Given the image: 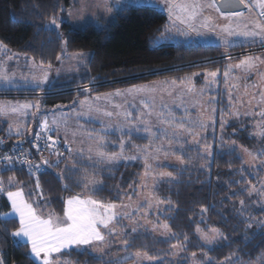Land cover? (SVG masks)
Returning a JSON list of instances; mask_svg holds the SVG:
<instances>
[{
  "label": "trees",
  "instance_id": "obj_1",
  "mask_svg": "<svg viewBox=\"0 0 264 264\" xmlns=\"http://www.w3.org/2000/svg\"><path fill=\"white\" fill-rule=\"evenodd\" d=\"M69 4L70 0H0V41L10 48L26 52L45 64L56 63L59 60L57 57H64L68 53H87V65L82 68L80 82L71 80L63 86L45 88L49 92L46 95V104L50 108L58 105L69 108L74 101L88 93H103L116 87L157 79H178L197 71L204 74L225 67L227 63L222 58L223 54H227L226 49L219 45L184 40L174 43L159 42L164 26L168 24V15L160 8L150 5L126 6L122 12L116 13L113 22L103 27L89 24L76 28L65 23L62 31L46 29V23L53 17L56 18ZM64 40L68 42L66 46ZM241 48L242 46H237L232 51ZM246 48L244 46L242 49ZM207 59L211 60L205 61ZM240 121L228 125L224 136L237 140L253 151L264 147V139L254 136V117H244ZM241 125L243 128L236 130ZM2 128L5 131L4 125ZM213 135L209 139H213L214 147L205 167H170L177 177L166 180L157 187L159 198L170 204L163 219L168 222L176 236L156 237L147 232L133 237L130 234L127 237L131 247L125 251L124 247L112 246L106 249L109 253L107 259H115L116 254L125 256L120 255L124 250L128 256L126 264H132L136 261L133 253L139 250L154 257L143 264H190L188 258L192 253L206 254L212 258L211 264H225L229 262L227 260L232 254L237 257L236 261H260L264 255V228H257L256 223H252L251 228L247 227L249 221L246 217L251 215L257 217V220L261 219L264 211L261 206L255 207L254 202L260 198V201H264V198L259 194L249 196L246 191H242L248 187L246 181L249 180L257 188L260 187L257 179L260 165L252 168L244 165L241 172L246 156L242 159L238 146L229 147L224 143V138ZM13 137L21 138L15 135ZM109 137L114 140L120 138L118 134H109ZM123 137L128 136L123 134ZM136 137L139 135L132 134L131 140ZM112 146L115 145L107 144V150H117ZM59 159L58 165L48 167L44 172H33L30 175L28 170L15 167L4 171L2 177L7 182L8 177L15 176L17 181L22 182L19 186L24 187L26 198L30 202L33 199L39 200L36 205L39 211H54L60 216L63 215L66 199L70 196L88 195L107 203H119L128 196L127 193L124 197L120 195L133 182L130 167L123 162L114 168H105L100 163L72 155L70 151L62 153ZM49 160L55 161L57 157L54 155ZM73 161L75 169L71 166ZM136 174L137 169H134L133 175ZM37 175L43 199L35 191L31 197L27 195L35 189ZM259 176L264 178V171H259ZM85 177L101 181L97 186L98 190L85 188ZM12 189L15 188L9 190ZM241 199L245 201L246 210L243 215L239 212ZM204 208H207L206 212L203 211ZM9 210L10 203L5 193H2L0 212ZM198 225L205 231L212 227L218 228L226 239L221 238L211 246L205 245L196 232ZM9 227H18V221L12 222ZM184 235L188 237L187 242L184 241ZM177 239L185 243L186 247L178 261H174L170 254ZM113 242L116 243L114 239ZM28 250L29 246L14 245L11 237L0 238V256L5 264H34L33 259L26 254ZM62 258L71 260L73 264H100L93 255L88 252L80 254L75 248L65 251Z\"/></svg>",
  "mask_w": 264,
  "mask_h": 264
},
{
  "label": "snow or ice",
  "instance_id": "obj_2",
  "mask_svg": "<svg viewBox=\"0 0 264 264\" xmlns=\"http://www.w3.org/2000/svg\"><path fill=\"white\" fill-rule=\"evenodd\" d=\"M153 6L162 7L167 10L169 24L164 26V33L167 34L170 30L174 29L176 32L181 33L184 36H189L192 33L196 35H201L205 31L209 33H214L221 37L225 44H231L232 39L245 40L253 43L259 38L262 45H264V0H157L155 4L152 0H104L102 5H97L101 16H108L115 19V14L122 12L123 8L126 6ZM245 6L247 11L251 13L254 9H258L256 18L251 16H245L243 12L238 11L241 6ZM83 19V17H81ZM219 19H223L226 23H217ZM233 21L237 23L233 24ZM85 24L80 25V27H85ZM52 25H57L56 18L53 17L49 25L46 26L50 28ZM181 25L183 27H181ZM59 35L62 36V33ZM64 45H67V40L63 41ZM8 51L7 46L0 41V52ZM77 58L83 57L84 53L75 54ZM33 63L30 65L31 72L28 76H22V80L26 86H34L40 88L44 91L45 85H50L49 82V71L51 65L45 66L43 61L36 63L34 58ZM60 59V57H57ZM258 64H264V59L258 56H246L239 63L233 65L229 64L226 70L223 72L225 78V83L227 84L230 79V73L236 69L241 70L243 73L248 74L253 71H259ZM219 70L209 71L206 73V88L197 89L195 84L192 83V77L199 75V73H193L192 76L185 77L181 80V89L179 99L183 103V98L185 95L190 93H199L203 96L206 90L211 88V85L217 83V76ZM239 79V78H237ZM0 82L5 85L16 84L15 74L9 75L6 70H0ZM176 81H160L153 82L151 85H133L127 89H117L113 93H107L103 97L97 96L95 100L99 101L101 99H110L111 97H121L124 98L126 104L129 107H137L135 104H130L127 97L131 96L133 100L139 97V105L143 108L139 112V117H134L131 111L124 109L120 112H108L100 107H93L92 104L88 103L87 100L81 101L80 103L86 105L88 108V113L93 111L102 113L104 116L112 117L116 116L118 119L123 117V120L117 125V130L121 133H125L128 136V140L125 141L123 136L119 141V152H107L105 147L108 143H115L107 141L103 135L97 134L95 137L90 136L95 143L90 145L87 149L90 154L87 158L92 160L95 158L96 161L101 163L114 164L121 159L133 160L136 156H126L124 154L125 144L129 143L138 152L144 154L145 159V176L147 177L150 173L148 171L151 165L147 163L149 159H159L161 153L165 157L169 155V152L164 151L165 142L169 148L172 147L174 141L179 144V149L183 151L184 145L180 144L181 137H191V142L201 150L204 155L211 156L212 145L206 143V133L209 127L212 128L213 133L215 132V108L209 107L206 109L207 112L212 113L204 118L203 101H196L202 111L196 120H191L185 122L183 118L178 122L177 118L173 115L167 104L163 102V95H161V106L165 111H157L155 108L156 95L157 93H166L169 97H175L176 94ZM235 88H239L240 85H233ZM90 91V90H89ZM245 94H247V86H245ZM229 100H232L231 95H229ZM253 100H256L255 96H250L248 103L251 104ZM175 103V99L172 101ZM213 98L209 97L207 103L211 105ZM241 103L243 101L241 100ZM257 103L261 106L260 116L264 117V92L259 94V100ZM116 108H123V105L117 104ZM35 109L36 111L32 113L35 117L36 112L41 109V104L39 100L20 103L17 102L14 105H8L5 103H0V115H8L9 113L19 114L20 116H25L28 110ZM85 113V114H88ZM247 114V113H245ZM63 114H61L62 116ZM233 116H238L240 113L234 111ZM155 116L158 121L159 127L152 123V117ZM65 121L61 117L55 115L51 118V125L49 124V118L47 116L43 117L40 122V127L43 132H56L59 133L61 124ZM189 123L191 126H189ZM226 120L223 116L220 119V129L223 133L225 128ZM153 128H157V131H153ZM197 128L199 131H197ZM243 125H241V129ZM257 131L254 136H259L264 139V124L257 125ZM145 132L149 134V144L147 145H136L132 143L131 137L135 132ZM9 135L15 134L17 136L23 137L25 132L21 130V125H9L8 129ZM235 134V130H234ZM75 136L76 133L73 132ZM197 137H200L197 139ZM41 139L40 134H36L34 140L37 142L36 147L39 148V141ZM66 139V137H65ZM222 139V137H221ZM153 140H159L160 143L153 146ZM49 142H51L49 144ZM4 140L0 138V144H3ZM20 145L23 141L18 142ZM45 146L49 147L53 154L57 157V160L50 161L49 159L42 158L40 164L33 163L28 158V153L22 150V147H16L15 151L21 153L23 157L20 156H5L0 158L2 161H6L7 165L10 166L14 159H20L22 165L26 164L29 168V174L40 172L41 164L46 165L49 168L58 165L60 162V157L62 153L56 147V140L52 139V136H46ZM231 145H236L235 141H231ZM241 150V158L247 157L243 160L240 171L243 172L244 165L249 168L254 167L256 164L260 165L257 170V179L259 180L260 187L257 188L256 184L246 181L248 187L242 189L246 191L249 196L253 194H259L264 198V178L259 176V171H264V147L259 148L257 151L245 148L243 145H239ZM235 148H233V151ZM84 149H78L77 152L83 155ZM175 155V153H171ZM181 163H184V156L180 155L176 157ZM73 169H75V162H72ZM62 175V174H61ZM159 176L171 177L173 174L171 172H160L157 173ZM244 178L243 175L241 177ZM22 182L17 181L15 176H10L5 182L4 178L0 176V193H5L7 201L10 202V211L0 212V238L7 239L12 238L14 245L19 247H29L28 252L34 264H73L71 260L63 259V253L67 250L75 248L80 254L88 252L93 255L100 264H126L128 256H119L116 254L115 259H107L109 253L106 249L112 247L113 239L115 236H127L128 233L123 231V229H118L117 225L122 219H131L134 213L128 212L126 209L132 207L129 204H117L114 202L105 203L104 201L93 199L91 196L86 198H81L79 194L75 196H70L66 200V206L64 208L63 215L60 216L54 211H48L46 215L42 214L38 210L36 205L39 204L38 199H33L29 202L26 198L25 189L19 186ZM84 187H91L92 191L98 190L97 186L102 182L97 179L89 180L87 177L84 178ZM67 187V185H65ZM10 188H15V191L9 190ZM33 191L36 195L43 199V191L40 186L39 176H36V186L35 189L29 191L28 197H31ZM131 201V197H128ZM163 201L159 200L154 192L149 193L143 197V204L147 206L148 209L159 206ZM241 209L240 214L243 215L245 209V201L241 199L239 201ZM141 210V204L137 203L135 205V212ZM261 210L264 211V204L261 206ZM203 211H207L204 208ZM249 221L247 227L251 228L252 223L258 224L260 227L264 228V219L257 220L256 218L249 215L246 217ZM18 221V227L10 229L9 225ZM139 223V221H137ZM163 228L165 234L175 237L176 234L171 232L170 226L167 222L162 225H153V228ZM131 232H137L136 227L131 228ZM196 232L199 234V239L205 245H214L219 239H226L224 233L220 229L212 227L208 231H205L199 225L196 228ZM184 241H188L187 235H184ZM121 245L124 247L125 251L128 247H131L129 239L125 238L120 240ZM186 247L185 243H181L177 239V244L172 245L173 254L177 251H182ZM193 264H211L212 258L206 257V261H196V253H192ZM135 259L137 264H143L145 260H153L154 257L150 256L146 251H136ZM228 259V258H226ZM0 264H5L2 256H0ZM262 264H264V259H262Z\"/></svg>",
  "mask_w": 264,
  "mask_h": 264
},
{
  "label": "rangeland",
  "instance_id": "obj_3",
  "mask_svg": "<svg viewBox=\"0 0 264 264\" xmlns=\"http://www.w3.org/2000/svg\"><path fill=\"white\" fill-rule=\"evenodd\" d=\"M104 0H70V4L65 6L59 15L56 17L57 27L56 25H52L50 28H55L59 31H62L63 25L65 23L76 27V28H83L80 25L85 24H94L98 27H103L114 20L108 16H101L100 11L98 10L97 5H102ZM127 3V0H125ZM157 0H152V3L155 4ZM162 2V0H161ZM180 2V0H178ZM158 7V6H157ZM163 10L167 15V10L162 7H158ZM244 15L251 16L256 18L258 9H254L251 13L247 10L243 12ZM83 17V19H81ZM116 18V14H115ZM48 21L46 26L49 25ZM169 24V20H167ZM217 23L224 24L226 23L223 19H219ZM237 23V21H233V24ZM181 27H183L181 25ZM179 40L184 41H196L203 44H214L223 47L225 50L226 55H222V58L227 61L225 67L222 66L219 69V73L217 76V83L211 85L209 90H206L203 96H200L199 93H190L184 96L183 103L179 99L180 96V89H181V80L185 77L192 76L193 73L183 76L182 78L173 79L176 81V94L175 97H169L166 93H157L156 95V103L155 108L157 111H165V109L161 106V95H163V102L167 104L168 108L171 109L173 115L177 118L178 122L181 118L185 122H189L191 120H196L200 115L202 109L201 107L196 104V101H203V109L204 111V118L207 119L208 116L213 115L210 112H207L206 109L209 107L215 108V132L213 133L212 128L209 127L208 131L204 133L206 136V143L212 145L211 152L213 151L214 143L211 136L217 134L219 137L224 138V143L227 144L229 147L242 145L237 140L232 138H226L224 134H226L227 127L234 121L241 122L244 117H254L256 120L253 124L256 126L254 133L258 130V124H264V117L260 116L259 113L261 112V106L257 103L259 100V94L264 92V64H258L259 71H253L251 73L245 74L241 70L236 69L230 73V79L228 80L227 84L225 83V78L223 76V72L226 70L229 64H237L241 60H243L246 56H258L263 58V51H261V47L263 46L257 38V40L253 43H250L245 40L239 39H232L231 44H225L224 41L221 39L220 36L204 32L201 35H196L192 33L189 36H184L181 33L176 32L174 29L170 30L167 34H164L160 37L159 42L161 43H174ZM4 45H6L4 43ZM6 52H0V70H6L9 75L15 74L16 84L14 85H5L3 82H0V103H5L8 105H14L17 102L24 103L30 101L39 100L41 104V109L39 112H36L35 117L32 116V113L35 112V109L28 110L27 115L20 116L19 114L9 113L8 115H0L1 121H4L8 127H6V133L8 132L9 125H21V130L25 131L28 129L25 134L30 135L36 129L40 127V122L43 117L47 116L49 118V124L51 125V118L53 115L57 117H61L62 120L65 121L64 124H61L59 133L57 135L62 137L63 142L68 144L69 151L72 155L77 157L82 156L86 160H89L87 157L90 155L87 151L90 145H93L95 141L90 139V136L95 137L97 134L103 135L107 141L115 142L110 143L115 146L117 150L109 151L107 147H105V151L107 152H119L120 149L118 147L119 141L121 136L125 133H121L117 130V125L123 120V117L119 119L114 115L112 117L104 116L102 113L98 112H91L88 113V108L86 105L81 104V101L87 100L88 103L92 104L93 107H100L108 112H120L124 109L131 111L134 117H139V112L142 110L143 106L139 105V97L135 100L131 96L127 97V100L130 104H135L137 107H129V104H126L124 98L121 97H111L110 99H101L99 101L95 100V97L101 96L103 97L107 93H113L117 89H127L133 85H151L153 82H160L161 80H155L151 82H144V83H137L129 86L123 87H116L110 91L103 92V93H88L86 96L78 98L74 101L70 107H63L62 105H58L55 107L50 108L46 104V95L49 92L45 91V88L49 85L44 86V91L42 92L40 88H36L34 86H26L22 80V76H28L32 71L30 65L33 63V57L23 51L15 50L10 48L8 45ZM237 46H246V49H240L237 51H232L233 48ZM77 53H84L83 57L77 58L75 54ZM87 53L85 52H73L68 53L64 57H61L56 63H51V69L49 71V82L50 85H62L64 83L70 82L71 80L81 81L82 80V68L87 65ZM36 63L37 61L34 59ZM211 59H207L208 61ZM200 62V61H199ZM45 64V63H44ZM49 64H45L48 66ZM224 67V68H223ZM214 70V71H216ZM195 73H199V75L192 77V83L195 84L197 89H204L206 88V73L204 74L201 71H197ZM203 74V75H202ZM262 75V76H259ZM239 78V79H237ZM162 81H171V80H162ZM239 84V88L233 87V85ZM245 86H247V94H245ZM229 95H231L232 100H229ZM250 96H255L256 100H253L251 104L248 103ZM209 97L213 98V102L211 105L207 103ZM173 99H175V103H173ZM241 100L243 103H241ZM117 104L123 105V108H116ZM234 111H238L240 115L233 116L232 113ZM88 113V114H85ZM247 113V114H245ZM61 114H63L61 116ZM223 118L226 120L225 128L223 133L220 129V119ZM239 120V121H238ZM152 123L159 127L158 121L156 120L155 116L152 117ZM3 122H0V125L3 126ZM5 125V124H4ZM189 126L191 124L189 123ZM241 128L236 130L240 131ZM153 131H157V128H153ZM197 131L199 129L197 128ZM73 132L76 135H73ZM109 134H118L120 138L118 140H114V138L109 137ZM133 134L139 135V137L133 138L132 143L136 145H147L149 144V134L143 131L135 132ZM15 135V134H14ZM13 135V136H14ZM213 135V137H214ZM17 136V135H15ZM66 137V139H65ZM125 141L128 140V137H123ZM200 137H197L199 139ZM231 141H235L236 145H231ZM159 140H153V146L159 144ZM180 144L184 145L183 151L179 149V144L175 141L171 148H169L165 142L164 151L169 152V155L165 157L163 153L160 154L159 159H149L147 163L151 165V168L148 169L149 175L146 177L145 171V159L144 154L138 152L135 148L131 146V144H125L124 154L126 156H136V159L133 160H126L121 159L114 164L108 163H101L94 159L89 161H94V163H100L105 168H114L115 165L122 163L126 166L130 167V175L132 179L131 185L129 188L125 190L124 193L120 194L122 197L126 194V198L123 201H120L117 204H129L131 203L132 207L126 209L130 213H134L131 219H122L119 224L117 225L118 229H123V231L127 232L128 235L131 236H139L140 234H146L147 232L152 233L156 237H169V235L165 234L163 228L157 227L153 228V225H162L165 221L163 219V214L167 213V208L170 206L168 202H165L161 198H159L157 193V187L166 181L171 180L177 176L174 175V171L170 169V167H178L179 169L182 168H189V167H205L208 164V160L211 156H206L203 154L201 147L193 144L191 142V137H181ZM109 144V143H108ZM83 148L85 151L83 155L77 152L78 149ZM246 148V147H245ZM194 150V151H193ZM240 150V148H239ZM175 153L172 155L171 153ZM241 152V150H240ZM183 155L184 156V163H181L176 157ZM247 159V157H246ZM255 166H258L257 164ZM260 167V166H259ZM137 169V174L133 175V170ZM160 172H171L173 175L171 177L168 176H159L157 173ZM91 180V179H90ZM154 192L155 196L163 201V203L159 204L158 208L153 207L148 209L145 204H143V197L148 195L149 193ZM88 197V195L82 196ZM128 197H131V201H129ZM257 199V198H256ZM257 199L254 202V206L260 207L264 204V201H260ZM107 203V202H105ZM137 203L141 204V210L139 212H135V205ZM254 217V216H253ZM257 219V217H254ZM264 219V215L261 217L260 220ZM139 221V223H137ZM168 223V222H167ZM125 224V227L124 225ZM127 225V226H126ZM169 225V224H168ZM136 227L137 232L132 233L131 228ZM257 228L260 226L257 224ZM171 229V228H170ZM172 232V231H171ZM127 235V236H128ZM127 236H115L114 239L116 243H112V246L116 247L119 246L122 248L123 246L120 243V240L129 238ZM130 241V240H129ZM135 253H133L134 255ZM183 254L182 251H177L175 254L173 252L170 254V257L174 261H178L179 257ZM120 255H126L124 250L120 252ZM225 264H260L262 259H264V255L259 260L256 261H236L235 254L231 255ZM191 263L193 264V258L190 256L188 258ZM196 261H206L205 254L196 253L195 257ZM148 260L143 261V263L147 262ZM132 264H137L135 261Z\"/></svg>",
  "mask_w": 264,
  "mask_h": 264
},
{
  "label": "built area",
  "instance_id": "obj_4",
  "mask_svg": "<svg viewBox=\"0 0 264 264\" xmlns=\"http://www.w3.org/2000/svg\"><path fill=\"white\" fill-rule=\"evenodd\" d=\"M36 134H40L41 139L38 142L40 147H36V141L34 140V137ZM46 136H52L53 140H56V147L59 149L61 153H65L69 151L68 144H65L61 138H59L56 135V132H48L45 133L42 131L41 127L35 130V132L31 135H26L21 138H14L12 135H9V133H6V131L3 130L2 126L0 125V138L4 140L3 144H0V158H3L5 156L11 155V156H20L21 159L23 158L21 156V153L18 151H15L16 147H22V150L24 152L28 153V158L35 164H40L41 159H50L52 156H54L53 152L50 150L49 147L45 146V138ZM23 141V144L20 145L18 142ZM51 142H49L50 144ZM22 168L29 171L28 165L24 164L22 165L20 163V159H14L10 166L7 165L6 161L0 160V176H2V173L4 171H7L11 168ZM48 166L42 165L40 168V172L46 171ZM35 172V170H33ZM2 193H0L1 195Z\"/></svg>",
  "mask_w": 264,
  "mask_h": 264
},
{
  "label": "crops",
  "instance_id": "obj_5",
  "mask_svg": "<svg viewBox=\"0 0 264 264\" xmlns=\"http://www.w3.org/2000/svg\"><path fill=\"white\" fill-rule=\"evenodd\" d=\"M241 12H245V10H244V11H241ZM260 50L263 51L262 55H263V58H264V45L261 47ZM259 76H262V75L259 74ZM0 122H3V123L5 124V125H4V124H3V125H4L5 130H6V127H8L7 124H6L4 121H1V119H0ZM27 130H28V129H25L24 132H26ZM12 135H14V134H12ZM12 191H15V189H12ZM5 195H6V194H5ZM81 198H86V197H82V196H81ZM66 200H67V199H66ZM29 202H30V201H29ZM9 203H10V202H9ZM65 206H66V202H65ZM9 211H10V210H9ZM48 211H49V210H48ZM48 211H46V212L44 211V212H41V213L44 214V215H46ZM29 247H30V246H29Z\"/></svg>",
  "mask_w": 264,
  "mask_h": 264
},
{
  "label": "water",
  "instance_id": "obj_6",
  "mask_svg": "<svg viewBox=\"0 0 264 264\" xmlns=\"http://www.w3.org/2000/svg\"><path fill=\"white\" fill-rule=\"evenodd\" d=\"M238 11H244V10H247L245 6H241L239 9H237Z\"/></svg>",
  "mask_w": 264,
  "mask_h": 264
}]
</instances>
